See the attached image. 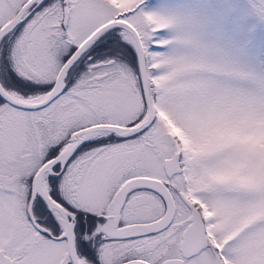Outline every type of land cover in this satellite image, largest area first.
<instances>
[{
	"label": "snow or ice",
	"instance_id": "6c2138e0",
	"mask_svg": "<svg viewBox=\"0 0 264 264\" xmlns=\"http://www.w3.org/2000/svg\"><path fill=\"white\" fill-rule=\"evenodd\" d=\"M146 2L0 0V264H264V82Z\"/></svg>",
	"mask_w": 264,
	"mask_h": 264
},
{
	"label": "rangeland",
	"instance_id": "374dc122",
	"mask_svg": "<svg viewBox=\"0 0 264 264\" xmlns=\"http://www.w3.org/2000/svg\"><path fill=\"white\" fill-rule=\"evenodd\" d=\"M259 3L260 0H147V10L174 21L173 26L156 34L158 41L170 43L154 47L153 51L164 56H202L239 73L238 77L225 78L233 86L254 89L264 82V16L256 7Z\"/></svg>",
	"mask_w": 264,
	"mask_h": 264
},
{
	"label": "flooded vegetation",
	"instance_id": "af4514ba",
	"mask_svg": "<svg viewBox=\"0 0 264 264\" xmlns=\"http://www.w3.org/2000/svg\"><path fill=\"white\" fill-rule=\"evenodd\" d=\"M169 126L171 127V125H169ZM172 132H173V134L176 135V136H182V134L179 133V132H177V131L174 129V127L172 128Z\"/></svg>",
	"mask_w": 264,
	"mask_h": 264
}]
</instances>
